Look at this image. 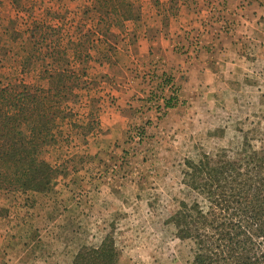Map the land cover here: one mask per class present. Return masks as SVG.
<instances>
[{
    "label": "rangeland",
    "instance_id": "374dc122",
    "mask_svg": "<svg viewBox=\"0 0 264 264\" xmlns=\"http://www.w3.org/2000/svg\"><path fill=\"white\" fill-rule=\"evenodd\" d=\"M124 2L140 8V19L107 29L90 13L95 0H0V87H49L41 72L52 68L42 57L58 48L87 61L68 104L73 117L60 122L58 145L43 156L59 172L55 185L45 194L0 190V264H72L107 237L117 264H194L193 243L168 223L189 194L185 161L234 150L245 138L261 144L264 0ZM157 11L162 29L164 17L185 13L172 61L197 71L204 51L209 72L181 76L151 50L137 56L138 40L159 31L148 23ZM220 45L227 52L218 55ZM178 77L188 78L185 86Z\"/></svg>",
    "mask_w": 264,
    "mask_h": 264
},
{
    "label": "trees",
    "instance_id": "16d2710c",
    "mask_svg": "<svg viewBox=\"0 0 264 264\" xmlns=\"http://www.w3.org/2000/svg\"><path fill=\"white\" fill-rule=\"evenodd\" d=\"M90 13L107 29L141 17L140 8L124 0H95ZM42 27L32 29L35 46ZM58 49L42 57L52 68L41 72L49 87L24 82L0 87V190L45 194L57 181V168L43 156L56 149L58 125L72 119L68 104L87 77L81 52ZM174 105L173 98L165 100L166 107ZM260 141L256 148L245 138L234 150L185 161L189 194L176 202L168 223L176 238L193 243L194 264H264V137ZM117 262L116 244L107 237L99 247H83L72 264Z\"/></svg>",
    "mask_w": 264,
    "mask_h": 264
},
{
    "label": "crops",
    "instance_id": "0c3cea01",
    "mask_svg": "<svg viewBox=\"0 0 264 264\" xmlns=\"http://www.w3.org/2000/svg\"><path fill=\"white\" fill-rule=\"evenodd\" d=\"M180 16H171L168 15L167 18H165V20L167 21V25H168V29L167 27L163 26L162 29V24L160 22V18H163V16L161 15V12H156V16H154L153 19H151V17H153L154 14L151 15L150 19L152 21L148 22L150 24V26H153V28L156 30H159L158 33L155 36H148L149 33L147 35H143L142 39L138 40V43L136 44V54L139 57H142L145 53H147L148 51H153L155 55H158V58L160 60H162L164 63H167V68L168 70L172 69V68H177V69H181L182 71H185L184 74L181 73L179 75H192L196 70L195 66L192 67V69H189L188 67H185V62L183 63L182 60H173V51L171 48L172 45V37L175 34H178L180 32V28L184 27L186 20L184 17H182L185 13H182L180 11ZM185 21V22H184ZM147 22V21H146ZM167 30V32H166ZM169 32V35L167 34ZM218 50V55L219 54H224L225 52H227V48L226 49H222L221 45L220 47H217ZM216 50V52H217ZM219 51H221L219 53ZM230 54L232 53L231 50L228 51ZM217 53L215 54L216 57ZM207 56L209 57L210 55L204 53V51L200 54V58L198 59V62L195 63L197 66V71L196 73L200 74V76L202 75L201 73L206 74L207 72L210 71V67L213 66L211 63H209L207 60H203L204 57L207 58ZM174 59H176L174 57ZM211 61V60H210ZM180 64H182V66L180 67ZM186 70H189V72L187 73ZM180 76V77H181ZM178 77V80L179 78ZM181 80H179L180 84H183L184 86L187 83L188 78H186L185 80H183V78H181ZM184 81V82H183ZM125 89H128V87H125ZM125 91V90H124ZM123 91V92H124ZM128 93H130V90H126ZM130 91V92H129ZM182 92V90H181Z\"/></svg>",
    "mask_w": 264,
    "mask_h": 264
}]
</instances>
